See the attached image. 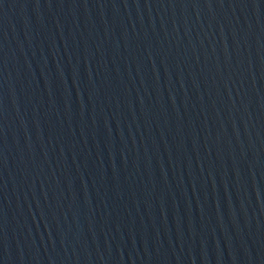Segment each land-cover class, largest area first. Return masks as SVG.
Here are the masks:
<instances>
[{
  "label": "water",
  "instance_id": "95a60500",
  "mask_svg": "<svg viewBox=\"0 0 264 264\" xmlns=\"http://www.w3.org/2000/svg\"><path fill=\"white\" fill-rule=\"evenodd\" d=\"M0 264H264V0H0Z\"/></svg>",
  "mask_w": 264,
  "mask_h": 264
}]
</instances>
